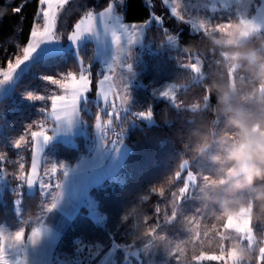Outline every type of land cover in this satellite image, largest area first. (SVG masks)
<instances>
[{"label": "trees", "instance_id": "1", "mask_svg": "<svg viewBox=\"0 0 264 264\" xmlns=\"http://www.w3.org/2000/svg\"><path fill=\"white\" fill-rule=\"evenodd\" d=\"M108 3H113V0H108L100 6L101 8L98 7L99 9L93 7L90 10L103 11ZM153 3L155 6L148 4L146 0H125L122 8L120 5L119 7L127 22H144L153 15L163 21L162 24H157L156 20H153V26L146 29L148 47L134 49V54L138 55L135 64L138 75L133 86V104L143 111L151 109L154 120L139 121L129 129L125 140L131 151L122 170L124 180L115 182L107 179L92 189L91 196L97 203L101 218H94L90 214V208L84 205L66 228L57 251L66 252L74 258L79 257L82 246L88 251L96 246L110 248L115 243L131 244L145 240L154 243V236L166 238L165 247L170 244L169 239L179 242L187 240L199 249L198 252L219 251L218 234L222 228L212 235L208 227L214 214L220 212V208L216 204L206 205L200 198V189L218 177L217 166L211 161V157L219 151L216 139L221 135L230 136L234 129L226 125L223 117L214 115L215 96L209 101L205 89L213 82L228 84L234 76L237 82V94L234 97L236 106L249 119H258L262 115L255 104L245 99L247 91L250 90L248 74L243 71L232 72L225 67L226 62L220 55L224 49L215 48L211 44L212 36L203 30H194L184 20L173 15L172 7L165 5L163 0H153ZM21 5L23 7L20 12L13 11ZM38 7L39 0H0V60L4 66L9 54L15 49L14 46L8 47L10 40L16 39L22 47L28 44ZM87 11L89 9L74 16L65 35L73 30L74 23ZM226 11L222 12L221 17L236 19L235 15L229 14L232 11ZM215 18L213 14V22ZM173 34L178 37L177 49L167 44L166 37ZM246 42L248 47L264 51L260 49V42L255 37ZM79 49L80 59L84 60L85 65H92L89 94L90 99L95 100L93 98L97 96L101 63L96 57L93 59L95 50L92 42H86ZM195 51L203 55L200 75L198 72H192L190 68L182 70L179 64L181 59L177 56ZM76 59L77 53L67 50L60 55L35 60L32 64L41 73L65 75L72 72L78 75ZM33 69L34 67L29 73L22 75L25 81ZM20 79L15 91L22 82ZM164 82H171L179 88L176 98L184 99L186 107L174 105L165 98L155 97L152 89ZM25 85L27 83L22 82V86ZM197 103L199 108H193ZM87 107L89 111L82 112V117L91 134L89 136L93 138L95 117L101 111L92 103ZM4 111L8 112L6 116L3 115ZM0 114V123H5L9 132L17 133L34 117L35 107L32 103L28 104L14 95H9L0 103ZM41 117H45V114ZM195 129L209 132L213 138L212 146L202 156L191 151V132ZM82 138L78 137L79 145L76 146L59 142V155L70 160L76 149H79L80 154L81 148H85ZM186 164L188 167L183 168ZM190 173L194 177L197 176L198 183L189 194L184 195L183 189ZM204 176L207 177L205 182ZM251 196V192H241L238 198L247 201ZM11 203L5 192L2 195L0 193V221L14 217ZM133 206L142 207L146 215L135 224L132 219H127L128 210ZM252 227L260 247L264 241V222H252ZM138 233L146 234L142 239H136ZM209 238H213L212 242H207Z\"/></svg>", "mask_w": 264, "mask_h": 264}, {"label": "rangeland", "instance_id": "2", "mask_svg": "<svg viewBox=\"0 0 264 264\" xmlns=\"http://www.w3.org/2000/svg\"><path fill=\"white\" fill-rule=\"evenodd\" d=\"M124 1L125 0H122V4ZM146 1L148 4L155 6L153 0ZM107 2L108 0H68V3L59 9L56 18V29L58 35L61 37V42L64 43L63 51H75L74 48H69L66 37L75 30V25L79 23L86 14L78 18V20L74 23L73 30L70 31L69 34L65 35L66 29L68 30L67 27H69V24L74 16L85 9L90 10L93 7L101 8L102 4H106ZM188 4L189 0H175L174 4L172 0H169L168 3L170 8L175 7L177 13L176 16L178 18L183 17L182 20L188 23L191 28L192 23L190 22V18L191 20L195 21L207 22L209 30H201L212 36V38H215L217 35H222L229 39H243L246 41L250 39L248 35L241 36L237 32L229 33L218 32L214 30L217 24H238V19L230 20L226 19V17H221L222 12L226 10H228L226 12L232 11L229 12V14H233L232 16H234V10L236 8L235 5L225 7L222 4H216L215 9L213 10V5L211 0H209L207 7H201L199 11L189 12L187 10ZM114 7L120 11L118 4H114ZM205 11L207 14H205ZM99 12L100 11H93L94 15L98 14ZM213 14L216 16V20L214 22L212 19ZM122 17L123 23L130 26L143 25L149 20H151V23L147 28L153 26L154 19L133 23L125 21L123 15ZM38 24L42 31V18ZM95 27H101L99 19H97L95 22ZM176 35L177 34L171 35L176 39L175 44L173 46L170 45V47L177 49L179 43L178 37ZM126 40H128V37L124 34H121V43L116 49L118 52V57L114 66L115 75L112 78V83L116 85L117 91L120 87H122L118 79L120 75L119 61L123 57L127 56L132 66L130 73L125 70L129 94L124 96V103H122L120 99H117L116 96L111 94L109 95V100L118 108L122 109L128 107V111L125 114V119H127V117L133 112H143V109L138 108V106L135 107L133 104V86L138 75V70L135 67L138 55L134 54V49L141 47L143 49V47L149 46L146 43V30L144 31L142 37L139 39L133 37L132 40L127 44V47H124V42ZM88 41L94 44V50L96 53L99 45L98 41L92 36L84 37L76 47L81 48V46ZM10 46H14L15 49L12 51V53H8L10 56L8 57L5 66L0 60V79H2V73L8 71L9 63L14 65L17 57L22 58L23 47L19 45L16 39L10 40L8 47ZM111 54L112 50L110 47L105 49L100 54H95L96 60L101 63L100 72L106 67L107 62L111 58ZM177 56L181 59L179 62L181 67H179L182 70L187 68L191 69V66L196 64L198 61V66L200 68L198 73L199 75L201 74V67H203L201 60L203 55L201 52L195 51L194 53L191 52L188 55ZM44 57L46 56H43L37 52L33 56L32 60L27 62L26 65H22L19 70L17 69V73L11 82L0 87V103L5 97L14 95L15 98L28 104L32 103V106L35 107L34 117L29 122H27L22 131L11 133L8 131L7 125L5 123H0V154L5 157V160L3 161V171L5 173V178L0 177V193L1 195L4 192L7 194L9 201L12 202L10 207L14 213V217H12L11 220L2 219V221H0V231L3 232L6 241L7 238L10 235H14L16 231H23L22 243L26 245V249L21 255V259H23L24 256L26 258V264H193L191 260L196 261L195 264H236L233 257L232 240H240L242 236L245 237V239L242 241L245 246L255 247L258 249V255H256L255 259L253 260V264H264V262H262L264 261V241L259 247L258 238L252 227L251 217L244 208H241L238 212L229 213L224 219H217L220 212H216L214 214L208 228H210L209 233L212 235L217 233L218 230L222 228V231L220 234H218V236H220V244L218 248L219 251H200L197 252L195 256H193L191 248L188 247V245H182L184 248L183 253L177 251L172 255H168L166 250H161L159 247H155L154 243L150 242L149 240H145V242H133L131 244L115 243L110 248H101V246H96L90 248L88 251H86L84 246H82L79 252V257L77 258L68 255L66 252H58L57 247L66 228L70 222L74 220L77 213L84 205H87L90 208V214L94 218H101L97 203L91 196L92 189L101 185L107 179H112V181L115 182H122L124 180V173L122 170L127 156L131 151V147L126 142L125 137L127 136L129 129L137 124V122L142 120L151 122L154 119L153 117L151 120H145L142 118L132 119V117H129L127 121L122 122L119 119L105 116L104 112L101 111L99 116H101L100 123L102 125V133L96 130L95 121L92 138L89 136L90 132L83 121L81 112L80 116L82 119L76 121L70 128L64 127L61 129V131L55 133L51 140L45 144L42 155L38 156L39 167L37 169V180L43 176V178L50 184V187L44 189L42 192L39 185H34L32 187H29L26 184L21 185L24 183L19 179L21 173H23L26 177L31 175L33 149L35 146L34 142L32 141L31 132L40 131L39 125L41 124L49 130L53 126L52 120L50 118L48 121L45 119L46 114L49 116L51 112L50 100L29 101L25 97V92L27 91L39 92L44 88V83L40 79L41 75L55 76V74H52L51 72L49 74L41 73L40 71L36 70L38 68L32 64L35 60H39ZM28 65H30V67ZM32 67H34V69L25 81V78H23L22 75L29 73ZM181 72L182 71H180V73ZM63 76L64 75H60L59 78L63 79ZM75 76L78 80L79 74H75ZM19 79L23 83H27V85L22 86V82H20L18 85V90L15 91V86L19 82ZM88 79L90 83L89 91L86 93V96L90 98L89 92L91 90L92 83L90 75L88 76ZM100 79H102V77L99 75L98 81ZM63 82L68 85L71 84L70 80H65ZM231 83L235 86L237 91V82L235 81L234 76H232ZM169 85L174 86L173 95L175 96V102H171L174 105H178L183 108L186 107L183 102L184 99L181 100L180 98L178 99V97L176 98V92L179 88L171 82H164L160 85H156L152 89L155 97L157 96L163 98L159 93ZM48 88L52 89L51 94L53 95L65 94V91L57 86L48 85ZM42 94L49 95L47 92ZM181 95L182 94L180 93L179 96ZM93 99H96V97ZM42 106H46V111L44 113L45 117H41L42 115L40 113V108ZM101 107L103 108L104 105L102 104ZM192 107L197 108L196 105H193ZM137 108L139 110H137ZM108 111L111 112L112 109L108 108ZM6 114H8V112L4 111L3 115L6 116ZM121 115H123L122 111ZM48 134H50V131ZM21 135L24 136V139L21 141L20 147L16 148L14 144H12V140L19 139ZM119 135L120 137L118 144L113 145L109 143L110 141H116ZM80 136L83 137L81 140L84 142L85 146L84 149L81 148L80 154H78L79 149H76L70 160H67L66 158H63L59 155V142L76 146L79 143L77 140ZM45 163L48 164L46 165ZM21 164H23L22 169L20 167ZM51 164L57 165V171L55 173H52L50 170ZM59 165L64 166L63 171L60 169ZM187 167L188 165L186 164L183 168ZM45 171L48 172L47 176H44ZM64 172L67 174L64 175ZM203 179V182H205L207 177L204 176ZM197 183V176L194 177L193 174L190 173L187 177V185L183 189V194H189ZM209 183H211V181ZM57 185H61V188H57ZM17 189H19L20 196H16ZM17 199H20L19 203L17 202ZM54 199H60L56 204V207L50 212L46 211V207L50 206ZM38 229L41 230L40 239L38 237L39 240L35 244H28L29 237L31 236L33 230ZM199 234L200 231L198 228V235ZM212 239L213 238H209L207 242H212ZM178 242L179 241L169 239L170 244L168 246H172ZM146 244L150 249L147 256L140 252V248ZM198 245L200 246L201 244L198 243ZM9 258L10 260L15 261L17 255L15 253H10Z\"/></svg>", "mask_w": 264, "mask_h": 264}, {"label": "snow or ice", "instance_id": "3", "mask_svg": "<svg viewBox=\"0 0 264 264\" xmlns=\"http://www.w3.org/2000/svg\"><path fill=\"white\" fill-rule=\"evenodd\" d=\"M165 5L169 3V0H163ZM173 4L175 0H172ZM68 3V0H39V7L37 9V14L35 18L34 26L30 33V40L26 46L23 47L22 58L17 57L14 65L12 63L8 64V71L2 73V79H0V87L4 86L11 82L14 76L17 73L22 65H26L27 62L33 59V56L39 52L43 56H54L60 55L64 50V43L61 42V37L57 33L56 29V18L57 12L65 4ZM209 0H189L187 10L189 12L199 11L201 7H207ZM213 5V10L215 9L216 4H222L225 7L235 5L234 10L235 18L238 19V24L233 25L232 23L217 24L215 31L218 32H237L241 36H246L250 32H260L264 35V0H211ZM114 4L120 5L122 8V0H114L113 3H108L105 10L100 11L98 14L94 15L93 11L89 10L86 12L84 18L80 20L79 23L75 25V30L71 34L67 35L66 40L68 42L69 48H74L77 53V65L79 68V77H77L72 72H67L63 79L59 78L60 73L54 75H41L40 79L44 83V88L39 92L27 91L25 92V97L29 101H45L50 100L51 102V112L49 116L45 119H51L53 126L49 130L45 128L42 124L39 125L40 131H32L31 137L34 142L33 149V158L31 165V175L25 176L23 173L19 176V179L24 182L21 185L26 184L29 187L34 185H39L42 192L44 189L50 187V184L41 176L37 180V169L39 167L38 156L42 155L43 148L46 143H48L52 136L61 131L62 128H70L76 121L81 120L80 113H88L87 105L89 103L94 104L100 111L104 112V115L107 117H112L114 119H119L122 122L127 121L129 117L142 118L145 120H151L153 113L151 109L143 112H133L131 115L125 119V114L128 111L126 108H118L114 103L109 100V95L116 96L117 99H120L124 103V96L128 95V85H127V75L125 70L128 73L131 72V63L128 60V57L125 56L120 59V75L118 77L122 87L119 90H116V85L112 83V78L115 75L114 66L117 62L118 52L116 49L120 46L121 43V34H124L128 37V40L124 42V47H127V44L132 40L133 37L139 39L143 36L144 31L147 29L148 25L151 23L149 20L143 25H127L123 23V17L120 11ZM23 5L13 9L14 12H20ZM172 14L176 15L175 7L172 8ZM43 20V29L41 31L39 27V20ZM99 19L100 28L95 27V22ZM151 19L156 20L157 24H162V18L155 17L154 15ZM183 19V17H180ZM192 28L196 31L201 29L208 31L207 22L204 21H195L191 20ZM167 34V30H165ZM86 36H92L98 41L99 47L96 50L95 54L102 53L105 49L111 48L112 54L110 60L107 62L106 67L99 73L102 79L99 80V89L95 100L90 99L86 96V93L89 91V79L88 76L91 72V63L85 65L83 59H80V49L76 47L79 45V42ZM175 37L168 36L167 44L174 45ZM95 59V56L93 57ZM198 61L196 64L191 66L192 72H199ZM30 67V65H28ZM70 80L71 84H65L63 81ZM48 85L57 86L60 89L65 91L64 95H53L52 89L48 88ZM49 93L45 95L42 93ZM174 86L169 85L162 92L160 96L163 98L175 102V96L173 95ZM81 104L83 107H81ZM104 105L102 108L101 105ZM108 108H111L112 111L109 112ZM46 111V106L40 108V113L43 116ZM121 111L123 115H121ZM96 125L95 128L98 132L102 133V125L100 123L101 116L96 115ZM50 131V134H48ZM122 135V134H121ZM104 137V136H103ZM119 137L116 141H110V144L116 145L119 143ZM24 139V136L21 135L19 139L12 140V144L16 148L20 147L21 141ZM5 157L0 154V177L5 178V173L3 171V161ZM46 165L48 163H45ZM21 169L23 164L20 165ZM60 169L63 171L64 166L59 165ZM51 172L55 173L57 171V165L51 164ZM67 173L64 172V175ZM48 172H44V176H47ZM57 188H61V185H57ZM16 196H20L19 189H17ZM20 199H17L19 203ZM60 199H54L50 206L46 207V211H52L56 207V204ZM23 231H16L14 235H10L5 240L3 232L0 231V264H26V258L21 255L25 252L26 245L22 243ZM38 237H41V230H33L31 236L29 237L28 244H35L38 242ZM148 247V245L146 244ZM10 253H15L17 258L15 261L10 260ZM264 262V261H262Z\"/></svg>", "mask_w": 264, "mask_h": 264}, {"label": "clouds", "instance_id": "4", "mask_svg": "<svg viewBox=\"0 0 264 264\" xmlns=\"http://www.w3.org/2000/svg\"><path fill=\"white\" fill-rule=\"evenodd\" d=\"M248 37H255L260 42V49H264V35L250 32ZM210 42L215 48L224 49L220 55L229 71L248 74L250 90L245 99L255 104L262 115L258 119L246 117L234 103L237 92L231 82H213L207 85L205 93L208 100L211 101L215 96L214 115L223 117L226 125L234 129V132L230 136L221 135L216 139L219 151L211 157V161L217 166L218 177L200 189V198L206 205L219 206L218 220L244 208L252 222H264V51L248 47L246 40L229 39L222 35H217ZM196 107L199 108V103ZM191 139V151L198 156L204 155L213 143L211 134L200 129L192 130ZM241 192H251L252 196L247 201H242L238 198ZM145 217L142 207L133 206L128 210L127 219H132L134 224ZM145 234L138 233L136 239H142ZM152 239L168 255L177 251L183 253L182 245L185 244L191 248L193 256L199 251L187 240L165 248L166 238L154 236ZM244 239L242 236L240 240H232L234 260L236 264H253L258 249L245 246L242 243ZM149 251L146 245L140 248L145 256Z\"/></svg>", "mask_w": 264, "mask_h": 264}]
</instances>
